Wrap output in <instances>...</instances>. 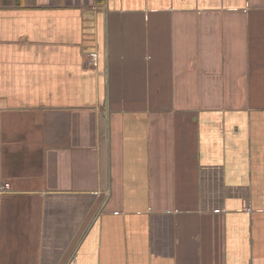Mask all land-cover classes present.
<instances>
[{
	"label": "crops",
	"instance_id": "crops-1",
	"mask_svg": "<svg viewBox=\"0 0 264 264\" xmlns=\"http://www.w3.org/2000/svg\"><path fill=\"white\" fill-rule=\"evenodd\" d=\"M3 185L0 264H264V0H0Z\"/></svg>",
	"mask_w": 264,
	"mask_h": 264
},
{
	"label": "built area",
	"instance_id": "built-area-1",
	"mask_svg": "<svg viewBox=\"0 0 264 264\" xmlns=\"http://www.w3.org/2000/svg\"><path fill=\"white\" fill-rule=\"evenodd\" d=\"M88 65L89 66H93V65H95V63H96V59H97V56H96V54H95V52H90V53H88ZM8 189V186L7 185H3L2 187H1V192H5L6 190Z\"/></svg>",
	"mask_w": 264,
	"mask_h": 264
}]
</instances>
